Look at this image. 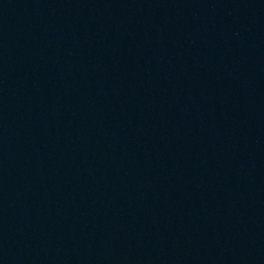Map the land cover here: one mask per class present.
<instances>
[{
  "label": "water",
  "instance_id": "water-1",
  "mask_svg": "<svg viewBox=\"0 0 264 264\" xmlns=\"http://www.w3.org/2000/svg\"><path fill=\"white\" fill-rule=\"evenodd\" d=\"M264 0H0V264H252Z\"/></svg>",
  "mask_w": 264,
  "mask_h": 264
}]
</instances>
